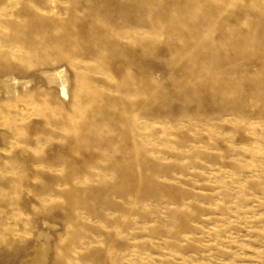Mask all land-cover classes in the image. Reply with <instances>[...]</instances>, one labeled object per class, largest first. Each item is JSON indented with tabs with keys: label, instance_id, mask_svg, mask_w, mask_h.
<instances>
[{
	"label": "rangeland",
	"instance_id": "374dc122",
	"mask_svg": "<svg viewBox=\"0 0 264 264\" xmlns=\"http://www.w3.org/2000/svg\"><path fill=\"white\" fill-rule=\"evenodd\" d=\"M0 264H264V0H0Z\"/></svg>",
	"mask_w": 264,
	"mask_h": 264
},
{
	"label": "bare ground",
	"instance_id": "6f19581e",
	"mask_svg": "<svg viewBox=\"0 0 264 264\" xmlns=\"http://www.w3.org/2000/svg\"><path fill=\"white\" fill-rule=\"evenodd\" d=\"M185 1V0H184ZM211 6V5H210ZM263 20V19H262ZM189 30V29H188ZM260 33V32H259ZM232 40V39H231ZM225 47H226V45H225ZM261 50V49H260ZM253 52V51H252ZM234 53V52H233ZM235 55V54H234ZM236 56V55H235ZM237 57V56H236ZM260 87V86H259ZM261 90H263V89H261ZM260 100V99H259ZM109 107V106H108ZM79 139V138H78ZM125 176V175H124ZM129 177H131V176H129ZM134 181V180H133Z\"/></svg>",
	"mask_w": 264,
	"mask_h": 264
}]
</instances>
